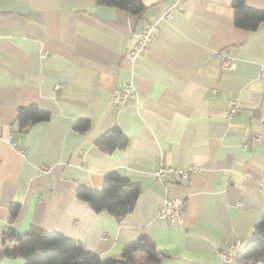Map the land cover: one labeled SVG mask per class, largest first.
I'll return each mask as SVG.
<instances>
[{
    "label": "crops",
    "instance_id": "obj_1",
    "mask_svg": "<svg viewBox=\"0 0 264 264\" xmlns=\"http://www.w3.org/2000/svg\"><path fill=\"white\" fill-rule=\"evenodd\" d=\"M172 1L143 0L137 15L103 0H0V264H25L4 253L15 244L4 241L9 224L59 231L102 257L146 234L165 252L160 264H219L217 248L250 238L264 214V130L260 141L247 138L263 117L264 20L237 26L233 0H183L165 17ZM245 2L264 9V0ZM145 26L151 38L129 62ZM219 50L230 67L214 56ZM129 81L121 104L115 95ZM229 96L242 104L230 119ZM30 105L49 118L21 126L18 110ZM82 118L84 131L75 128ZM115 127L127 144L99 147ZM162 157L198 170L161 182L153 171ZM113 170L141 185L122 218L76 194L80 182L101 189ZM166 196L189 197L182 223L157 216ZM12 204L19 210L11 220Z\"/></svg>",
    "mask_w": 264,
    "mask_h": 264
},
{
    "label": "trees",
    "instance_id": "obj_2",
    "mask_svg": "<svg viewBox=\"0 0 264 264\" xmlns=\"http://www.w3.org/2000/svg\"><path fill=\"white\" fill-rule=\"evenodd\" d=\"M105 3L125 9L132 14H141L145 9L143 0H103ZM235 24L246 29H255L264 20V9L249 6L245 0H233ZM49 112L35 105L22 106L18 110L21 126L46 120ZM90 125L89 119L78 120L75 128L84 131ZM127 136L118 128H112L96 139V144L105 150H113L127 144ZM141 185L127 175L113 170L106 174L101 189H93L86 182H80L76 189L78 197L86 200L95 211H107L117 218L129 214L135 207ZM19 204L10 207V219H14ZM15 240L4 253L22 257L25 264H160L165 252L159 250L146 234H140L127 244L119 255L102 257L76 240L59 231L47 230L32 225L25 233L9 224L4 231V241ZM139 252L147 255L145 261ZM264 262V214L254 225L252 234L242 250L238 251L236 264H258Z\"/></svg>",
    "mask_w": 264,
    "mask_h": 264
},
{
    "label": "built area",
    "instance_id": "obj_3",
    "mask_svg": "<svg viewBox=\"0 0 264 264\" xmlns=\"http://www.w3.org/2000/svg\"><path fill=\"white\" fill-rule=\"evenodd\" d=\"M183 0H173L172 4L169 6L168 10L165 12V17H171L179 8H182ZM152 35V26L143 27L138 33V39L134 44L133 48L128 52L126 58L129 62H134L137 57L144 52L150 38ZM214 56L221 60L222 68H228L231 66V60L221 51H216ZM62 84L56 83L54 85V90L57 91ZM133 90L132 82H125L124 87L119 90L115 95V100L121 104H125L129 101L130 91ZM241 102L235 96H229L227 98V118L235 117L239 110L241 109ZM263 117L262 120L255 130H253L247 138L254 141H260L263 138L264 130V104L262 106ZM11 145H17L14 140L8 138ZM248 141L245 140L240 144V148H248ZM21 151L25 153V149L21 148ZM198 170V166L191 164L188 166H174L169 164L164 157L160 158L157 168L153 171V176L155 179L161 182H176L181 179L189 177L191 174L195 173ZM189 204L188 196H166L162 206L157 210V216L159 218H164L170 222L182 223L184 214L187 210ZM242 202H238V205H241ZM105 236V234H103ZM245 241L241 238H233L226 246H221L217 248L216 252L219 258V264H230L234 261L235 256L233 249L240 251L245 246Z\"/></svg>",
    "mask_w": 264,
    "mask_h": 264
}]
</instances>
